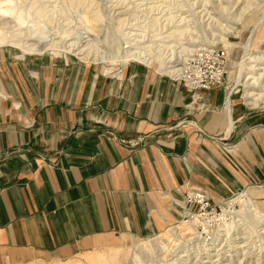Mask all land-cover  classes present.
I'll list each match as a JSON object with an SVG mask.
<instances>
[{
  "label": "crops",
  "instance_id": "obj_1",
  "mask_svg": "<svg viewBox=\"0 0 264 264\" xmlns=\"http://www.w3.org/2000/svg\"><path fill=\"white\" fill-rule=\"evenodd\" d=\"M5 52L0 264L150 238L177 220L175 202L189 190L218 206L264 189V114L234 97L211 90L193 103L179 83L133 66L103 76L91 66L18 64Z\"/></svg>",
  "mask_w": 264,
  "mask_h": 264
},
{
  "label": "rangeland",
  "instance_id": "obj_2",
  "mask_svg": "<svg viewBox=\"0 0 264 264\" xmlns=\"http://www.w3.org/2000/svg\"><path fill=\"white\" fill-rule=\"evenodd\" d=\"M0 34V50L18 64L91 66L103 76L133 66L138 76L145 70V76L179 83L193 103L219 90L250 109L243 78L264 76V0H0ZM12 43L43 50L26 54ZM135 50L152 63L126 60ZM153 59L183 69V76L163 74ZM253 112L264 114V100ZM219 147L226 155L233 145L225 140ZM248 189L198 218L209 225L205 233L178 217L150 238L122 235L25 264H264V189ZM245 197L250 207L239 204Z\"/></svg>",
  "mask_w": 264,
  "mask_h": 264
},
{
  "label": "bare ground",
  "instance_id": "obj_3",
  "mask_svg": "<svg viewBox=\"0 0 264 264\" xmlns=\"http://www.w3.org/2000/svg\"><path fill=\"white\" fill-rule=\"evenodd\" d=\"M40 40L41 39H36L35 43H38V41H40ZM4 42H5V38L2 36V34H0V43H4ZM10 45L12 47L17 48V49H21V51L25 52L26 54H30V53H33V52H36L39 50H41V51L43 50L42 47L38 48L39 44L26 46V45H18V44L12 43ZM126 60H134V61H137L139 63H144V64L146 63V65H150V63H152L151 59L148 58L147 55H144V54H142V52L136 51V50L133 52H129L128 55H126ZM153 60L156 61L157 67H159V70L165 75H170V76L180 78L184 74L183 69H176L173 67H164L163 63H161L160 60H157V59H153ZM253 76H257V75H253ZM262 77H264L263 74H261L257 77H250V76L246 75L243 78V80H247L246 81L247 85H246L245 90H244V99L246 101V105L251 107L250 109H256L258 107V103H261L264 100V82L262 81L260 84H258V80L261 79ZM239 204H241V206L244 205L246 208L250 207L252 205L250 202V199L247 197H245L243 200L239 201Z\"/></svg>",
  "mask_w": 264,
  "mask_h": 264
},
{
  "label": "built area",
  "instance_id": "obj_4",
  "mask_svg": "<svg viewBox=\"0 0 264 264\" xmlns=\"http://www.w3.org/2000/svg\"><path fill=\"white\" fill-rule=\"evenodd\" d=\"M175 207L179 211L178 222L183 225H200L198 222L200 216H211L216 210V207L212 205L204 192L195 190L186 192L180 201L175 202ZM206 223H203L200 227L197 226V228L205 233L209 227Z\"/></svg>",
  "mask_w": 264,
  "mask_h": 264
}]
</instances>
